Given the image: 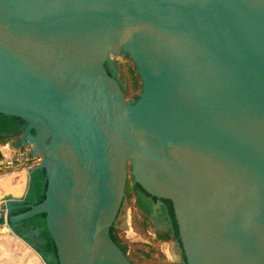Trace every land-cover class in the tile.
Masks as SVG:
<instances>
[{
  "label": "water",
  "instance_id": "95a60500",
  "mask_svg": "<svg viewBox=\"0 0 264 264\" xmlns=\"http://www.w3.org/2000/svg\"><path fill=\"white\" fill-rule=\"evenodd\" d=\"M121 53L133 100L105 66ZM0 114L39 158L0 227L35 249L16 229L43 214L57 264H132L110 236L128 168L171 202L174 264H264V0H0Z\"/></svg>",
  "mask_w": 264,
  "mask_h": 264
},
{
  "label": "trees",
  "instance_id": "16d2710c",
  "mask_svg": "<svg viewBox=\"0 0 264 264\" xmlns=\"http://www.w3.org/2000/svg\"><path fill=\"white\" fill-rule=\"evenodd\" d=\"M121 56L122 58H125L126 61L116 62V69L120 76L118 77L115 75V77L118 79L123 89L124 99L133 100L137 97L140 91L141 80L130 57L122 53ZM105 66L108 68L107 62H105ZM23 126L24 122L20 118L0 114V146L20 135L22 133ZM2 159L3 153L0 149V161ZM28 160V166L35 165L36 158L33 157ZM31 177L33 183L35 182V184L32 183L33 187L34 185L37 187V190L34 192V197L36 198V202H40L44 197L43 190L45 188V182L42 181L43 171L36 170L33 172ZM138 190L147 194L137 183L133 182L132 178L127 177L124 186L125 200L129 203H141ZM27 197H31V194L27 195ZM165 202L167 201L165 200ZM147 212V207L142 210L140 209V206H137L131 214V226L133 231L139 236L138 240L129 241L127 239H123L119 236V231L115 225H112L110 228V236L122 249L132 264H167L165 255L160 250L159 245L161 243L171 242L175 239L179 241L177 226L174 220L171 205L168 201L167 212L172 223V229L170 231L155 229L152 233H150V226H153ZM22 225V228L25 229L29 225H32L33 227H41L40 237L43 238V243L42 245L35 247V249L43 256H47L49 254L52 256V260L49 264H57L53 243L44 227V215L37 214L30 217L29 219L23 221Z\"/></svg>",
  "mask_w": 264,
  "mask_h": 264
},
{
  "label": "crops",
  "instance_id": "0c3cea01",
  "mask_svg": "<svg viewBox=\"0 0 264 264\" xmlns=\"http://www.w3.org/2000/svg\"><path fill=\"white\" fill-rule=\"evenodd\" d=\"M16 174L17 172L9 173L11 176L9 179L0 180V196L5 193H12L14 195H20L22 193L21 187L15 184L16 181H18L16 180ZM7 176L8 174H4L5 178ZM9 182L10 184L8 185ZM18 187H20V190H18ZM133 233L136 234L134 231ZM0 264H46V262L41 255L20 236L15 235L8 229H1Z\"/></svg>",
  "mask_w": 264,
  "mask_h": 264
},
{
  "label": "flooded vegetation",
  "instance_id": "af4514ba",
  "mask_svg": "<svg viewBox=\"0 0 264 264\" xmlns=\"http://www.w3.org/2000/svg\"><path fill=\"white\" fill-rule=\"evenodd\" d=\"M106 69H107V71H108V73L110 75H113V76L116 75L115 72L113 71V68H111L109 65H108V68H106ZM42 181L44 182V179L43 178H42ZM32 183H33V181H32V177H31L30 183H29V190H28V195L31 194V197H29V198L27 197L26 202H32L33 201L34 192H35V190H37V187H35V185L33 187ZM33 184H35V182ZM138 195H139V198L141 199V203L138 204L136 202H133L132 204L134 205V209L137 206H140V209H142V210H144V208L146 209V207H147V210H148L147 213H148L149 219L151 220L152 226H153V220L151 219L152 217H153L154 220L155 219L162 218L161 220L163 222H166L167 223L168 228L167 229H160V230L170 231L172 229V223H171L169 214L167 212V209H168V201L169 200L159 199V198L150 196L149 194H145L144 192H141L139 190H138ZM165 200L167 202H165ZM169 204L171 205V202L170 201H169ZM171 208H172V206H171ZM23 210H24V208H23ZM23 210L19 209V210H17V212H20V211H23ZM23 225H22V223L19 225V227L16 229L17 232L20 235L25 236L27 240L33 241V245L35 247L42 245L43 238L40 237L41 227H33L32 225H29L25 229V228H22ZM155 229H159V228H155ZM35 230H38V233H37L38 235L37 234H34V231ZM171 242H176L177 243V246L180 248V243H179L178 240L175 239V240H173ZM179 256L181 257L182 262L185 264V258H184V255H183V252L182 251H179Z\"/></svg>",
  "mask_w": 264,
  "mask_h": 264
},
{
  "label": "rangeland",
  "instance_id": "374dc122",
  "mask_svg": "<svg viewBox=\"0 0 264 264\" xmlns=\"http://www.w3.org/2000/svg\"><path fill=\"white\" fill-rule=\"evenodd\" d=\"M111 59H112L111 60L112 61L111 62V68H113V71L115 72L116 76L119 77L120 74H119V72L116 69V62L117 61H126V59L122 58L121 55H117L115 58H111ZM2 147H3V145L0 146V148H2ZM38 162L39 161H36L35 165H37ZM31 167H33V166H31ZM10 172H17V174H16L17 175V179L16 180H18V181H16L15 184H18L21 187V191H22L23 185H24V181H25V173L27 172V168L14 170V171H10L8 169L0 170V180L7 179V178L9 179V177H11L9 175ZM4 174H8V176L5 178ZM127 177L128 178H132L129 168H128ZM20 187H18V190H20L19 189ZM125 209H126V211L128 213V234H127V236H120V237H122L123 239H127L129 241L138 240L139 236L137 234L133 233V229H132V226H131V214H132V211L134 210V205L132 203L127 202L125 204ZM161 219L162 218L154 220L153 217H152L153 227L150 226V233H152L155 230V228H159V229H167L168 228L167 223L163 222ZM1 229H5V228L0 227V230ZM159 246H160V250L165 255L167 264H174L172 262V242L161 243Z\"/></svg>",
  "mask_w": 264,
  "mask_h": 264
},
{
  "label": "built area",
  "instance_id": "2783aa9c",
  "mask_svg": "<svg viewBox=\"0 0 264 264\" xmlns=\"http://www.w3.org/2000/svg\"><path fill=\"white\" fill-rule=\"evenodd\" d=\"M0 149L3 153V159L0 161V170L8 169L10 171H14L31 167L27 164L29 161L28 159L33 158L34 156L30 155L28 146L14 150L9 148V146L5 143ZM36 161H39V158H36Z\"/></svg>",
  "mask_w": 264,
  "mask_h": 264
},
{
  "label": "bare ground",
  "instance_id": "6f19581e",
  "mask_svg": "<svg viewBox=\"0 0 264 264\" xmlns=\"http://www.w3.org/2000/svg\"><path fill=\"white\" fill-rule=\"evenodd\" d=\"M6 183H7V182H6ZM9 184H10V182L8 183V185H9ZM6 185H7V184H6ZM6 185H5V186H6Z\"/></svg>",
  "mask_w": 264,
  "mask_h": 264
}]
</instances>
